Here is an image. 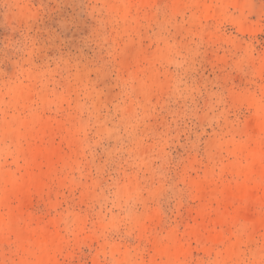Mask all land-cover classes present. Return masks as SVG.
Listing matches in <instances>:
<instances>
[{"label": "rangeland", "instance_id": "obj_1", "mask_svg": "<svg viewBox=\"0 0 264 264\" xmlns=\"http://www.w3.org/2000/svg\"><path fill=\"white\" fill-rule=\"evenodd\" d=\"M195 1L0 0V264H264V0Z\"/></svg>", "mask_w": 264, "mask_h": 264}, {"label": "bare ground", "instance_id": "obj_2", "mask_svg": "<svg viewBox=\"0 0 264 264\" xmlns=\"http://www.w3.org/2000/svg\"><path fill=\"white\" fill-rule=\"evenodd\" d=\"M216 1H220L221 3H225V2H229V1L231 2V0H200V1L193 2V7L197 8V7L201 6L200 11L202 9H203V11H205L203 14H205L206 11H207L206 14H208V10L212 9V7H213L212 11L214 13H216L218 11V9H222V8H218L214 4V2L217 3ZM234 2H236V1H233V3ZM234 4H235V7H238L236 9L240 8V4L238 2L234 3ZM242 5H241V7H242ZM222 6H224V4ZM214 9H216V12L214 11ZM240 9H242V8H240ZM214 13L213 14L211 13V14L214 15ZM240 14H242V12ZM236 18H237V20H236ZM234 19L236 20V21H233V22H235V25L237 27H241L242 26L241 18L235 17ZM257 74L264 81V54L262 55L261 62L258 64ZM261 100L262 101L259 100L255 103H253L254 107L256 108V110L258 112V117L254 120L251 128L253 129L254 133L257 136L261 132H264V85L261 88ZM252 143H253V146L250 148L247 147L246 145H239L236 147V151L244 158L243 166L240 163L238 166L234 167L235 169L233 170L236 176L242 175L244 177L243 183L239 184V186L235 190L231 191L232 199L237 200V201H250V200L254 199L259 190L252 182H254L257 179L264 181V165L259 160V154L264 147V139L258 136V137L254 138ZM34 151L38 152L39 150H34ZM48 151H45V152L43 151V153L41 151L39 153L36 152V153H34L33 156L29 157V159L32 160L31 162H34V160H36V162H35L36 165H38V167H40L38 162H40V160H42V159H47L49 157ZM47 160H49V159H47ZM27 173H30V172H27ZM36 183L37 182L34 179V176L30 174L26 177H23V178L21 177V179H13L9 183L10 188H8V191L10 189V191H12V194L14 196L20 198L21 196L25 195L30 189L35 188L37 185ZM260 191H262V193H264V185L260 188ZM5 197H7V196H5ZM3 202L5 203L4 199H2L1 203H3ZM242 214H243V212L241 210H239L236 215L239 216ZM13 215H15V214H13ZM13 217H15V216H13ZM10 218H12V217L10 216ZM15 218H17V217H15ZM15 218L13 221H15ZM0 226H3L4 230L10 231L11 233H13L16 236V239L19 243H21V242L24 243L28 238V235H27L28 233L26 234L21 228L17 227L15 224H13V222H11V223L6 222V220L3 219L2 217H0ZM45 235H47V234H45ZM37 239H38V245L40 247L42 246V244L45 245L44 243L46 241H45L44 236L37 235ZM24 245H25V243H24ZM20 246L22 247V245H20ZM43 249H44V246H43ZM47 252L45 251L44 253L47 254ZM49 254L53 255V253H49ZM39 257H42V255H39ZM43 257H44V255H43ZM35 258H38V257L35 256ZM44 258L46 259V256ZM47 259H50V258H47ZM46 262H47V260H46ZM47 264H48V262H47Z\"/></svg>", "mask_w": 264, "mask_h": 264}]
</instances>
